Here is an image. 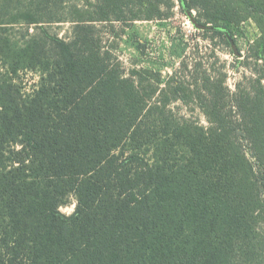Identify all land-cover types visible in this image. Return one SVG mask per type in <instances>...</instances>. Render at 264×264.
Instances as JSON below:
<instances>
[{
  "label": "trees",
  "instance_id": "obj_1",
  "mask_svg": "<svg viewBox=\"0 0 264 264\" xmlns=\"http://www.w3.org/2000/svg\"><path fill=\"white\" fill-rule=\"evenodd\" d=\"M178 1L227 44L223 30L233 37L231 27L254 20L264 55V0ZM174 8L94 0L73 7L69 41L48 37L53 58L37 42L21 51L44 77L28 96L0 84V264H264L261 79L233 92L225 74L184 62L161 88L160 73L127 75L97 27L162 20ZM17 13L12 21L36 23ZM178 102L199 107L208 125L178 116Z\"/></svg>",
  "mask_w": 264,
  "mask_h": 264
},
{
  "label": "rangeland",
  "instance_id": "obj_2",
  "mask_svg": "<svg viewBox=\"0 0 264 264\" xmlns=\"http://www.w3.org/2000/svg\"><path fill=\"white\" fill-rule=\"evenodd\" d=\"M8 1L9 12L6 15L0 11V21L13 24L0 26V84L14 83L22 95L28 96L39 88L44 74L39 67H27L29 59L24 62L21 51L28 52L30 44L37 42L44 47L48 58H53L54 51L48 37L69 41L73 36V23L69 20L73 7L86 6L89 2L94 3V0ZM3 2L4 0H0L1 4ZM15 12H21L20 15L32 14L36 23H27L22 16L18 21H12L16 16L12 13ZM193 12L198 18V13ZM51 17L62 19L63 22H50ZM97 27L106 47L117 56L127 75L136 69L160 73L161 88H165L164 84L169 77L182 70L184 62L188 64V71H192L196 63H202L204 69L213 76L225 74L227 85L233 92L239 84L253 87L257 79H261L264 86V55L260 49L261 57H256L255 50L256 42L262 34L252 19L231 27L233 37L228 30H223L229 44L222 36L206 34L196 29L178 0H175V8L170 17L162 20L135 21L128 27L120 23H105ZM191 75L181 72L178 77L189 81ZM175 106L174 112L178 116L208 125L205 115L196 105L185 106L178 102ZM76 206V197L71 195L61 207V212L71 216Z\"/></svg>",
  "mask_w": 264,
  "mask_h": 264
},
{
  "label": "water",
  "instance_id": "obj_3",
  "mask_svg": "<svg viewBox=\"0 0 264 264\" xmlns=\"http://www.w3.org/2000/svg\"><path fill=\"white\" fill-rule=\"evenodd\" d=\"M184 10L188 16V18L191 20L193 25L195 26L196 29L200 31H213L216 30V28L212 27L211 25H204L199 23L197 17L195 16L194 12L188 9L185 3H183Z\"/></svg>",
  "mask_w": 264,
  "mask_h": 264
}]
</instances>
